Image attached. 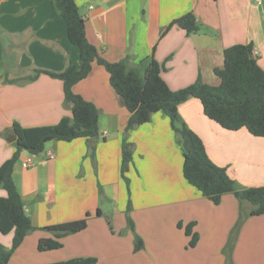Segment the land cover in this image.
<instances>
[{"label":"crops","instance_id":"1","mask_svg":"<svg viewBox=\"0 0 264 264\" xmlns=\"http://www.w3.org/2000/svg\"><path fill=\"white\" fill-rule=\"evenodd\" d=\"M85 21L87 40L108 62L135 67L153 56L163 66L168 87L179 90L198 78L217 86L215 68L223 51L251 44L264 69V0H74ZM53 0H0V170L16 151L22 131L37 132L70 121L61 81L37 69L61 72L80 64L79 49L67 37L65 21L53 17ZM192 13L200 30L187 34L172 21ZM168 28V29H167ZM98 110L99 139L52 140L38 155L22 151L13 167V182L34 231L15 250L8 264H50L96 258V264H224L222 248L239 215L233 194L219 205L204 198L182 175L183 156L168 118L161 112L125 132L129 117L109 85L105 69L93 64L87 78L73 87ZM182 120L203 141L210 160L227 168L243 188L264 186V138L245 129L227 131L207 119L201 104H180ZM123 138L132 144L129 194L120 176ZM91 147H94L92 152ZM52 153L53 157H49ZM33 157V164L25 161ZM130 199L136 233L145 249L133 253L126 230ZM104 201L111 205L103 209ZM249 205L243 204L247 213ZM6 192L0 188V246H11L13 231L6 219ZM102 213L96 216L97 211ZM87 228L61 239L63 247L40 252L38 241L52 235L43 227L82 219ZM114 229L111 234L106 218ZM194 222L199 236L193 248L182 228ZM122 233V234H121ZM233 264H264V215L242 224L232 253Z\"/></svg>","mask_w":264,"mask_h":264},{"label":"trees","instance_id":"2","mask_svg":"<svg viewBox=\"0 0 264 264\" xmlns=\"http://www.w3.org/2000/svg\"><path fill=\"white\" fill-rule=\"evenodd\" d=\"M52 6V16H60L65 21L67 37L79 49L80 64H70L61 72L37 69L35 75L29 79L45 74L61 81L64 102L70 105L72 118L68 122L63 120L58 126L37 132L22 131V138L16 143V151L0 170V188L6 192V219L13 231L11 246L8 249L0 246V264H8L24 238L35 230L24 210L12 177L20 152L38 155L43 152L45 144L52 140L71 142L86 139L93 143L99 139L96 106L73 91L77 83L89 76L94 63L105 69L110 87L121 98L129 113L125 132L149 122L152 114L163 113L169 120L182 152V175L185 181L214 205H219L225 194H233L237 199L239 215L221 250L224 264H233L232 253L242 224L249 216L264 215V186L243 188L229 175L227 168L215 165L208 157L201 138L182 120L179 106L189 99H196L201 104L203 115L222 129L233 132L245 129L254 137L264 138V69L255 60L252 45L236 44L224 49L223 66L214 69L215 76L220 80L219 85L211 86L198 78L187 87L173 91L161 76L163 66L153 56L141 60L135 67L129 66L124 60L108 62L103 59L86 38L85 21L74 0H53ZM173 25L179 26L187 34L198 32L201 27L192 13L175 19L168 28ZM91 150L93 152L94 147ZM132 155V144L123 138L120 176L128 194L127 172L133 160ZM243 204L250 207L247 213L242 211ZM131 211L132 206L128 199L125 208L126 230L133 235V253H137L144 249V241L135 231ZM96 216H102L100 210ZM89 217L86 214L82 219L43 227L41 230L50 233L52 237L40 239L37 244L38 251L62 248L61 239L84 231ZM106 224L110 233L114 234L110 217L106 218ZM194 225L191 222L184 227V233L189 237V248L195 247L199 239L198 234L193 232ZM177 226L182 228V223L179 222ZM96 262V258H75L50 264Z\"/></svg>","mask_w":264,"mask_h":264},{"label":"rangeland","instance_id":"3","mask_svg":"<svg viewBox=\"0 0 264 264\" xmlns=\"http://www.w3.org/2000/svg\"><path fill=\"white\" fill-rule=\"evenodd\" d=\"M31 158H33L32 156H31ZM101 204H103V209H105V210H109L110 208H111V205L109 204V202L108 201H104V202H102ZM188 225V224H187ZM234 226V225H233ZM232 226V227H233ZM184 227L185 226H183L182 225V229L184 230ZM232 229V228H231ZM227 240H228V238H227ZM144 249H145V244H144ZM143 249V250H144Z\"/></svg>","mask_w":264,"mask_h":264},{"label":"built area","instance_id":"4","mask_svg":"<svg viewBox=\"0 0 264 264\" xmlns=\"http://www.w3.org/2000/svg\"><path fill=\"white\" fill-rule=\"evenodd\" d=\"M49 154V157H53L52 153H48ZM33 164V159L31 157L27 158L26 161H25V166L26 167H30L32 166Z\"/></svg>","mask_w":264,"mask_h":264}]
</instances>
